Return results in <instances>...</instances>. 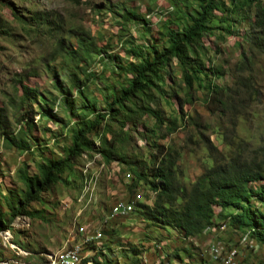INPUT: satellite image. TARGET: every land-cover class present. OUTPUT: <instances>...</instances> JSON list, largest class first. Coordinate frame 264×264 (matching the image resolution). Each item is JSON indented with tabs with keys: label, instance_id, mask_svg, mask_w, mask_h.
<instances>
[{
	"label": "rangeland",
	"instance_id": "1",
	"mask_svg": "<svg viewBox=\"0 0 264 264\" xmlns=\"http://www.w3.org/2000/svg\"><path fill=\"white\" fill-rule=\"evenodd\" d=\"M194 2L0 0V109L6 116L2 128L12 134L25 129L31 147L21 153L0 134V209L6 222L10 216L4 198L19 197L24 189L18 169L34 174L44 157H62L86 99L94 98L96 112L105 113L111 94L126 85L118 65L131 61L128 51L134 41L145 49L150 40L160 47L163 23ZM122 9L144 18L149 30L140 21H124ZM253 15L254 7L245 9L229 18L233 32L214 30L202 40V60L221 71L207 82L219 87L224 107L214 111L216 103H211L208 108V89L197 83L185 89L181 68L172 60L162 71V92L151 91V106L164 124L129 103L131 113L107 116L88 137L110 152L109 163L98 152L78 157L71 173L42 192L41 202L30 204L31 215L15 217L9 229L0 231V264H63L64 253L78 250L79 261L72 264H92L97 252L116 264L264 263V247L249 236L245 242L240 231L227 225L185 239L159 220H147L140 205L153 207L155 192L135 181L132 173L148 172L158 147L170 153L176 182L187 189L216 159L227 160L245 150V156L264 167V50L250 38L256 34ZM86 44L93 52L81 59L76 52ZM86 76L85 87L79 89L75 80ZM22 85L40 93L41 103L33 106L29 123L18 119L24 112ZM134 102L146 105L148 100ZM96 112L87 113L86 119L92 120ZM171 119L176 126L168 133ZM99 138L105 144H99ZM121 201L132 211L112 216V205ZM254 207L264 212V204Z\"/></svg>",
	"mask_w": 264,
	"mask_h": 264
},
{
	"label": "trees",
	"instance_id": "2",
	"mask_svg": "<svg viewBox=\"0 0 264 264\" xmlns=\"http://www.w3.org/2000/svg\"><path fill=\"white\" fill-rule=\"evenodd\" d=\"M69 1L78 3L80 0ZM227 1L229 7L223 0H195L193 4L187 6L185 11L176 13L172 19L168 18L163 23L164 32H158V35L164 38L160 47L150 40L145 49L143 43L138 44L136 40L134 41L128 51L131 61L124 66L118 65L119 71L125 74L126 85L122 86L117 94L116 92L111 94V102L107 103L105 113L96 112L94 98L86 99V105L81 108L83 114L79 115V125L74 131L70 146L64 149V155L60 158L44 157L38 163L37 173L34 174L28 173L25 167L18 169V178L24 189L19 197L4 198L10 219L6 222L0 209V231L9 229L10 222L15 217L31 215L28 210L30 204L36 201L41 202L40 194L60 181L64 173H71L75 160L81 155L98 152L103 160L109 163L110 152L100 149L101 146L96 147L88 137L90 132L99 127L107 116L113 118L122 110L131 113L132 110L127 109L129 103L134 105L139 113L151 115L157 124H164V120L151 106V91L162 92V86L166 82L162 71L169 66L172 60H176L181 68L185 89H190L194 83H197L199 87L208 89V108L211 103H216L214 111L216 108L224 107L225 102H223L219 87L207 82L213 76L219 77L221 71L207 67L202 60L201 57L205 55L202 46L203 38L213 34L214 30H225L230 34L233 31L228 29L229 18L254 7L253 24L256 34H252L250 38L259 50H264V0ZM121 11L124 21H140L145 30H149L148 22L140 15L133 11H125V9ZM217 13L220 15L218 16ZM83 42L84 39H80L79 45H83ZM89 45L86 44L85 48L75 51L79 58L93 52L91 45L88 47ZM75 81L78 88L83 89L88 77ZM21 88L20 108L24 112L18 119L20 122L29 123L34 117L33 106L41 103L38 101L40 93L37 89L24 85ZM62 91L68 92L67 90ZM83 93L79 90L80 95ZM137 98H146L148 103L138 105L134 102ZM26 101L30 103L25 108L22 105H25L23 103ZM94 112H96L94 118L87 120V113L93 114ZM72 114L75 113L72 112ZM129 118L128 114L126 119L121 121L120 126L123 127ZM5 119L6 116L0 109L2 138L21 153L30 151V142L25 129H19L15 134L5 132L2 128ZM168 122L169 127H166V130L170 133L176 126V120L171 119ZM101 143L105 144V139H101L99 144ZM245 152L246 150L243 153H237L227 160L216 159L212 166L205 169L187 189L176 182L170 153L163 147H158L154 158L156 161L148 172L132 170L135 181H143L155 192L153 207L140 205L146 210V219L159 220L185 239L198 237L208 227L213 226L216 229L215 227L227 225L234 231H240V234L248 233L250 238L264 247V212L254 207L255 204H264V183H261L264 181V167L262 163L254 162L252 157L245 156ZM221 222L222 224H219ZM97 250L103 252V250ZM95 254L92 264H116L112 259L105 257L104 252ZM99 255L103 256L102 261H98Z\"/></svg>",
	"mask_w": 264,
	"mask_h": 264
},
{
	"label": "built area",
	"instance_id": "3",
	"mask_svg": "<svg viewBox=\"0 0 264 264\" xmlns=\"http://www.w3.org/2000/svg\"><path fill=\"white\" fill-rule=\"evenodd\" d=\"M111 213L112 216H120V215H126V212H131L132 207L127 203V202H116L112 205L111 207ZM98 237V234L96 236H93V239ZM81 250H78L76 253H74L72 256H67L65 257L68 260H74L76 255L80 252Z\"/></svg>",
	"mask_w": 264,
	"mask_h": 264
},
{
	"label": "bare ground",
	"instance_id": "4",
	"mask_svg": "<svg viewBox=\"0 0 264 264\" xmlns=\"http://www.w3.org/2000/svg\"><path fill=\"white\" fill-rule=\"evenodd\" d=\"M240 237L245 241L247 242L248 241V233H245L244 235H241L240 234ZM74 253H76V251H69L67 253H64L62 256H61V263L63 264H72L73 262H76L78 260V255H76L75 259L74 260H68L66 259L65 257L67 256H72ZM79 261V260H78Z\"/></svg>",
	"mask_w": 264,
	"mask_h": 264
}]
</instances>
